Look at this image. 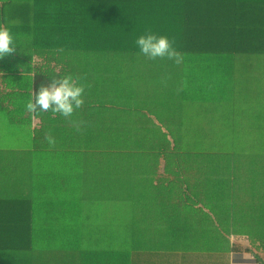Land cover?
<instances>
[{
	"label": "crops",
	"instance_id": "0c3cea01",
	"mask_svg": "<svg viewBox=\"0 0 264 264\" xmlns=\"http://www.w3.org/2000/svg\"><path fill=\"white\" fill-rule=\"evenodd\" d=\"M44 50L32 54L31 90L35 72L36 92L68 74L91 87L71 117L80 132L29 112L32 149L128 160L133 251L264 264V51H186L176 65L139 51Z\"/></svg>",
	"mask_w": 264,
	"mask_h": 264
},
{
	"label": "trees",
	"instance_id": "16d2710c",
	"mask_svg": "<svg viewBox=\"0 0 264 264\" xmlns=\"http://www.w3.org/2000/svg\"><path fill=\"white\" fill-rule=\"evenodd\" d=\"M0 26L17 45L0 59V264H231L133 251L128 160L32 149L22 72L37 49L139 51L149 29L180 52H261L264 0H0Z\"/></svg>",
	"mask_w": 264,
	"mask_h": 264
},
{
	"label": "clouds",
	"instance_id": "9594fccd",
	"mask_svg": "<svg viewBox=\"0 0 264 264\" xmlns=\"http://www.w3.org/2000/svg\"><path fill=\"white\" fill-rule=\"evenodd\" d=\"M135 45L140 54L149 60H168L180 65L184 61V55L178 51L175 38L167 35H159L147 30L135 40ZM15 38L11 31L0 26V59L16 51ZM34 59V58H33ZM83 78L73 77L68 74L63 77L53 78L47 85H42L38 92L29 99L25 108L28 112H51L53 115H60L68 119L76 127V131H81L83 121H73L71 117L85 104V90L91 85L81 83ZM45 140L50 146H55V139L51 133L45 134Z\"/></svg>",
	"mask_w": 264,
	"mask_h": 264
},
{
	"label": "rangeland",
	"instance_id": "374dc122",
	"mask_svg": "<svg viewBox=\"0 0 264 264\" xmlns=\"http://www.w3.org/2000/svg\"><path fill=\"white\" fill-rule=\"evenodd\" d=\"M12 21H15V18H13L12 19ZM233 45L234 44H232L231 46L233 47ZM230 46V45H229ZM35 51H41V49H37V50H35ZM44 51H48L49 52V54H51L52 56L53 55H55V56H63V57H67L66 55H69V56H71L72 54H73V58H75V57H77V55H76V51H78V50H72V51H67V50H64V51H61V50H58V49H48V50H44ZM34 53V52H33ZM41 54V52H38V53H36V55L34 56V62L35 61H37L38 59H40V60H42V58L43 57H46V55H40ZM61 58H59V62L62 64V62H61ZM44 62H41V64H43ZM49 64V63H48ZM25 73V76L26 75H29V73H30V71L28 70V71H26V72H22V74H24ZM37 72H35V75H34V80H32V83H33V87H32V90H31V86H30V79H26V80H24L26 83H27V86H26V90H27V92L29 93V95H27V96H22L21 97V99H22V110H23V112L25 113V116L27 117L28 115H29V112L26 110V108H25V104H26V102L29 100V99H31L32 97H33V95H32V93H34V92H36V89H37V86H38V84L41 82V78H39L37 75ZM36 76V77H35ZM28 119V118H27ZM1 122V124L0 125H3V122L2 121H0ZM30 122H32L33 123V119L30 121ZM7 126H9L10 127V129H8V130H13V128H12V125H11V123L9 122V120L7 121ZM29 130H31V128L29 129ZM40 132H39V130L37 131V135L39 134ZM37 140V139H36ZM7 145H9L8 143H7V141L5 142ZM38 144V143H37ZM42 146H44V144H42ZM35 148H37V147H35ZM55 148V147H54ZM38 149V148H37ZM35 151H37V150H35ZM38 151H45V150H38ZM54 152H61V151H54ZM87 159H91V158H93V157H95V159L96 160H98L99 161V158L101 157L100 155H95V156H93V155H84ZM104 157V156H103ZM58 159H70L71 160V163L72 164H76V163H79L80 165H83V161L81 160L82 158L81 157H79V156H77V154H70L69 155V153H64V154H61L59 157H57ZM92 173H93V171H92ZM94 174V173H93ZM108 225H110V224H108ZM110 228V227H109ZM254 257V256H253ZM253 257H251V258H253ZM255 258V257H254Z\"/></svg>",
	"mask_w": 264,
	"mask_h": 264
},
{
	"label": "built area",
	"instance_id": "2783aa9c",
	"mask_svg": "<svg viewBox=\"0 0 264 264\" xmlns=\"http://www.w3.org/2000/svg\"><path fill=\"white\" fill-rule=\"evenodd\" d=\"M254 264H261L260 262H258V261H254Z\"/></svg>",
	"mask_w": 264,
	"mask_h": 264
}]
</instances>
